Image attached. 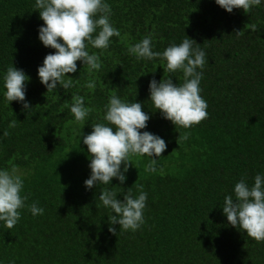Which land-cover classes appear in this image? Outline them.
<instances>
[{"label": "trees", "instance_id": "trees-1", "mask_svg": "<svg viewBox=\"0 0 264 264\" xmlns=\"http://www.w3.org/2000/svg\"><path fill=\"white\" fill-rule=\"evenodd\" d=\"M34 2L0 0V76L10 65L22 70L30 104L25 111L0 94V168L23 170L25 203L36 201L44 212L33 216L25 208L13 228L0 224V264H264V241L222 214L223 197L241 177L251 185L264 174V3L228 13L215 0H106L121 36L111 37L107 49L89 47L101 68L89 73L77 61V72L66 75L78 82L47 93L37 67L55 50L38 39L43 21ZM149 34L153 51L185 36L205 51L199 87L207 118L198 124L175 128L148 100L151 79L183 82L182 72L164 73L160 58L128 53ZM89 79L94 90L85 87ZM113 94L140 102L150 117L141 131L167 145L157 161L162 171L147 173L149 158L132 156L124 184L113 178L109 185L121 200L129 189L138 195L140 186L147 193L136 231L110 225L112 213L98 199L103 185L84 186L90 157L79 130L89 134L102 122ZM73 95L93 109L79 124L69 109ZM12 120L17 123L9 128Z\"/></svg>", "mask_w": 264, "mask_h": 264}, {"label": "clouds", "instance_id": "clouds-1", "mask_svg": "<svg viewBox=\"0 0 264 264\" xmlns=\"http://www.w3.org/2000/svg\"><path fill=\"white\" fill-rule=\"evenodd\" d=\"M215 3L228 13L233 9L246 13L264 0H215ZM34 8L38 9L43 21L38 27V39L44 47L55 50L47 54L37 67L38 79L47 93L55 92L57 86L66 91L78 82V79L66 75L77 72V61L86 65L89 73L98 71L101 68L99 55L90 53L89 47L107 49L111 37L121 36L110 22L111 8L106 0H35ZM194 44L198 45L185 36L179 44L171 43L162 52L153 51L149 34L128 47V53L136 59L160 58L165 61L164 73L182 72L183 82L179 84L165 76L159 82L153 78L148 83V100L175 128L187 129L207 118V102L200 95L199 87L207 62L206 53ZM28 80L22 70L8 66L0 76V94L5 102L17 101L22 104V110H29L30 104L25 99ZM85 87L94 90L95 80H87ZM72 101L69 109L74 122L79 124L93 109L85 106L83 96L73 95ZM149 119L140 102L126 101L113 94L104 105L102 122L92 124L89 134L79 130V138L82 137L90 157V175L84 180L85 189H92L93 185L104 186L98 199L112 213L108 217L110 225L118 224L119 229L126 231H136L144 223L147 193L140 186L138 195L133 196L129 189L121 200L109 185L113 178L124 184L129 165L133 166L132 156L149 158L145 172L162 171L157 161L167 145L159 135L141 131ZM16 123L17 120H12L8 127L13 128ZM7 135L5 131L3 136ZM24 180L23 170L16 166L0 168V224L5 228L11 229L18 223L22 209L26 208L33 216L44 212L36 201L25 203L27 197L22 195ZM222 214L228 224L243 230L248 237L257 242L264 241V174L257 173L251 185L241 177L234 184L232 194L223 197ZM108 230L115 232L111 226Z\"/></svg>", "mask_w": 264, "mask_h": 264}]
</instances>
